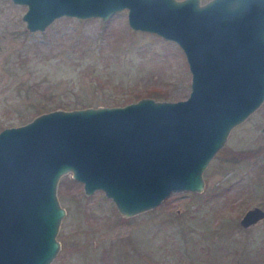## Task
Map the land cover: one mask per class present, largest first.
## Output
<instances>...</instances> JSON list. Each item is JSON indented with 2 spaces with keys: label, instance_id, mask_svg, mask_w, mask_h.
Returning a JSON list of instances; mask_svg holds the SVG:
<instances>
[{
  "label": "water",
  "instance_id": "95a60500",
  "mask_svg": "<svg viewBox=\"0 0 264 264\" xmlns=\"http://www.w3.org/2000/svg\"><path fill=\"white\" fill-rule=\"evenodd\" d=\"M26 28L127 8L129 25L175 40L191 72L183 99L53 108L0 129V264H50L66 208L62 175L104 191L124 216L177 189H203L204 169L231 129L264 101V0H12ZM264 218L248 207L247 227Z\"/></svg>",
  "mask_w": 264,
  "mask_h": 264
},
{
  "label": "rangeland",
  "instance_id": "374dc122",
  "mask_svg": "<svg viewBox=\"0 0 264 264\" xmlns=\"http://www.w3.org/2000/svg\"><path fill=\"white\" fill-rule=\"evenodd\" d=\"M8 1L0 0V129L30 120L48 103L75 108L188 96L182 48L132 28L127 8L107 20L64 15L24 33L27 6ZM239 150L240 158L226 154ZM203 175L202 190H173L130 216L103 190L87 194L71 173L62 175L58 195L66 211L50 264H264V218L240 223L248 207L264 208V101L231 129ZM118 214L127 221H113Z\"/></svg>",
  "mask_w": 264,
  "mask_h": 264
},
{
  "label": "trees",
  "instance_id": "16d2710c",
  "mask_svg": "<svg viewBox=\"0 0 264 264\" xmlns=\"http://www.w3.org/2000/svg\"><path fill=\"white\" fill-rule=\"evenodd\" d=\"M7 2H9L8 0H7ZM10 3V2H9ZM10 5V4H9ZM1 10V9H0ZM28 30H27V28H24V30H23V32L25 33V32H27ZM12 64H14V63H12ZM149 93H148V95L150 94V95H155V96H161V94H160V92H158V91H151V90H149L148 91ZM72 108V107H74V106H70L68 103H66V102H58L57 104H55V105H53L52 107H50V103H48L47 104V106H46V108H44L45 110L47 109V110H49V109H53V108ZM242 151V152H241ZM239 150V151H228V152H226V154L228 155V153L230 154V156H234V157H236V158H240V156L242 155V153L243 152H245V150ZM117 220H126L127 221V218L126 217H123V216H121V215H119L118 214V216L116 217H114L113 218V221H117ZM64 244V243H63Z\"/></svg>",
  "mask_w": 264,
  "mask_h": 264
}]
</instances>
